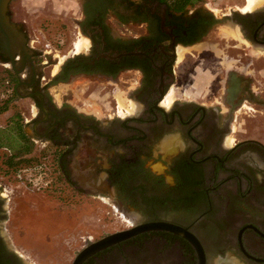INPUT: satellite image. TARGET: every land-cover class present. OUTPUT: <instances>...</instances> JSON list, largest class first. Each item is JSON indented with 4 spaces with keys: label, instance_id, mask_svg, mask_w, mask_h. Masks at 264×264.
<instances>
[{
    "label": "flooded vegetation",
    "instance_id": "obj_1",
    "mask_svg": "<svg viewBox=\"0 0 264 264\" xmlns=\"http://www.w3.org/2000/svg\"><path fill=\"white\" fill-rule=\"evenodd\" d=\"M13 1L10 19L44 66L18 75L5 64L12 101H31L32 164L15 170L19 195L0 189V264H32L1 229L7 213H52L58 224L69 197L109 203L126 221L114 231L176 226L81 264H264V0H70L71 38L46 61ZM28 171L32 189L21 184ZM26 193L29 203L14 204ZM108 233L88 235L77 253Z\"/></svg>",
    "mask_w": 264,
    "mask_h": 264
},
{
    "label": "rangeland",
    "instance_id": "obj_2",
    "mask_svg": "<svg viewBox=\"0 0 264 264\" xmlns=\"http://www.w3.org/2000/svg\"><path fill=\"white\" fill-rule=\"evenodd\" d=\"M214 8H220L224 3L234 4L238 0H211ZM12 12L15 19L26 20V28L32 45L37 46V50L41 53L40 60H49V54L46 50H52L62 56L63 41L71 38V30L75 24L78 6L75 1L70 0H14L11 4ZM232 34L231 29L228 30ZM53 58V57H52ZM55 59V58H54ZM56 59H59L57 57ZM58 66V62L53 60ZM10 66L9 63L0 61V71ZM47 76V69L43 72ZM63 89L60 87L59 90ZM174 91V88H172ZM171 91V93L173 92ZM11 94L9 88L0 90V103L8 98ZM30 99L18 100L17 102L10 100L9 108L0 113V129H9L11 122L10 116L19 112L23 120L28 116V104ZM24 123V121H23ZM4 148L0 147V189L14 196L20 194L18 184L21 181L16 177L15 171L6 172L2 166V153ZM22 173H24L22 171ZM22 185H28L32 189L29 182L30 171L26 172ZM26 187L24 186L23 189ZM10 190V192L8 191ZM28 193L16 196L13 201L20 203L21 200L30 202ZM7 200L9 196L5 197ZM69 197L67 206L64 207L67 213L63 214L60 223L54 224L50 220L52 213L39 214L31 212H21L13 209L11 213H7L9 218L7 223L1 227L6 238L14 239L13 246L23 254H26V260L32 264H70L75 257V253L84 243L83 239L88 235H103L112 232L126 221L123 215L113 211L109 203L96 201L95 198L84 197L81 201ZM39 217V218H37ZM27 262V263H29Z\"/></svg>",
    "mask_w": 264,
    "mask_h": 264
},
{
    "label": "water",
    "instance_id": "obj_3",
    "mask_svg": "<svg viewBox=\"0 0 264 264\" xmlns=\"http://www.w3.org/2000/svg\"><path fill=\"white\" fill-rule=\"evenodd\" d=\"M10 2L11 0H0V52H3L10 58V67L15 73L20 75L25 66L29 64L32 67V74L34 75L35 70L40 71L44 64L35 65L32 62V52L30 47L27 45L25 33L20 29L19 25L15 24L10 19V15L8 13ZM16 55L19 56L18 60H15ZM25 83L27 82H24L21 79L19 86ZM160 228L176 230V226L174 225L162 222H149L114 231L84 246L75 256L72 264H81L90 255L141 231ZM188 238H190L192 242L198 243L195 237L188 236ZM202 262L203 260H201L200 264H203Z\"/></svg>",
    "mask_w": 264,
    "mask_h": 264
},
{
    "label": "trees",
    "instance_id": "obj_4",
    "mask_svg": "<svg viewBox=\"0 0 264 264\" xmlns=\"http://www.w3.org/2000/svg\"><path fill=\"white\" fill-rule=\"evenodd\" d=\"M176 2V0H175ZM15 82L10 68L0 71V90L10 88ZM13 94L0 103V113L9 108ZM11 125L9 129H0V147L4 148L2 153V166L6 172H13L21 166L30 165V152L32 141L23 131V117L19 112L10 116Z\"/></svg>",
    "mask_w": 264,
    "mask_h": 264
},
{
    "label": "bare ground",
    "instance_id": "obj_5",
    "mask_svg": "<svg viewBox=\"0 0 264 264\" xmlns=\"http://www.w3.org/2000/svg\"><path fill=\"white\" fill-rule=\"evenodd\" d=\"M253 1H254V0H248V4H249V6H251V5H252ZM81 46H82V45H81V43H80V42H79V43H77V48H78V49H81ZM56 68H57V67H56ZM172 91H173V89H172Z\"/></svg>",
    "mask_w": 264,
    "mask_h": 264
}]
</instances>
